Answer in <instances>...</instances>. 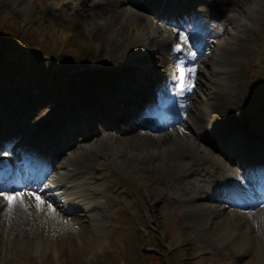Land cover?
Wrapping results in <instances>:
<instances>
[{
	"label": "bare ground",
	"instance_id": "1",
	"mask_svg": "<svg viewBox=\"0 0 264 264\" xmlns=\"http://www.w3.org/2000/svg\"><path fill=\"white\" fill-rule=\"evenodd\" d=\"M89 1L91 0L85 2ZM124 1L132 6L133 11L124 9L121 10V15H118L115 7L109 5V0L100 1L97 9L102 10L103 16H109L105 23L107 31L112 23L117 22L118 30L107 32V39L104 40L109 58L97 61L95 68L83 72L79 79L76 78L78 79L77 85L68 87L65 95L68 99L67 106L56 105L51 109V114L54 111H60L64 115L62 120L66 123L63 126L56 125L62 128V137L66 139L65 146L71 142L66 136H73L75 133L80 136L79 142L86 144L90 141L88 135L93 134V131L88 132L82 128L80 122L73 121L77 117L73 112V107L77 101H86L91 105L94 103L95 106L90 112L96 110L100 115L108 117V126L113 127L119 122H125L120 125L119 133L105 134L104 139L97 146L102 149L101 153H103L105 149L108 150L110 140L112 144L118 145V148H115L113 157L105 154L103 158L91 161V153L85 151L89 146L80 147L82 151L77 158L72 153L60 162L58 170L64 169L67 173L65 175L63 173L60 180H54L50 189L63 191L60 198L65 199L64 212L68 211L72 219L81 221L87 227H90L91 223L98 226L96 225L98 217H103L101 215L102 205L91 194L85 193L84 189H91L102 196L111 198V196L118 195V189L122 184L121 179L116 176L115 169L109 171L106 167H102V162L120 167L130 177L138 172L150 187L156 190L164 204H171V202L177 204L179 207L175 208V212L181 209L179 211L184 215L195 218L192 224L196 230L198 229L203 240L211 238L213 241H222L224 247L238 246L240 249L237 252L238 256L250 257L244 264H255V250L258 242L253 235V231H256L254 217L264 219V162H262L264 122H259L257 117H251L252 128L247 131H241L239 128L240 120L246 116L243 100L240 98L239 83L242 84L244 77L243 66L251 62L256 52V45L252 42L247 25L239 27L236 24V27H239L237 30L231 25L235 32H229V19L222 15V10L216 14L217 12H212L213 8H208V10L203 9L195 21H191L190 25L193 27H188L192 29L189 34L182 27L189 15L191 2L185 5L186 0H170V2L163 0L160 2L161 8H158L156 0L148 4L137 0H117L118 3ZM230 2L237 5V0H230ZM219 3L223 8V2L219 1ZM226 4L233 8L229 1ZM256 4L257 2H254L253 6ZM194 6L193 4L192 7ZM221 15L223 19L215 20ZM159 18L165 20L168 29L156 24L155 20ZM173 25L177 29L175 32L170 28ZM179 32L185 34V40L179 39ZM222 36L224 37L220 39ZM97 37L99 38L98 35ZM187 41H194V50L187 49ZM176 44L181 45V51L175 50L174 45ZM132 46H137L135 51L130 54L126 53L121 59L116 60V57H120L126 49ZM192 52L195 53L194 59L187 55ZM166 56L178 58L176 59L177 64L180 67L185 66L186 72L192 68L191 61L195 62V68H192L194 71L186 75L188 78L184 76L183 80L181 78L175 82L171 80L167 90L165 89L166 78L170 77L174 65L165 62ZM149 61L150 64H147L143 70L133 66L138 62L146 64ZM180 61L183 63H178ZM166 71L170 72V75L165 76ZM195 75L200 78L197 79ZM132 77H136V80H132ZM189 82L193 85L191 88L188 87ZM78 88L79 92L76 91L77 94H73V91L75 92ZM113 90L114 95L111 99L123 100L122 105L116 106L118 113L114 115L110 112L111 109L102 111L99 100L94 102L92 98V96L103 97L104 95L101 94ZM152 90L161 94V111L166 110V113L165 104H168L173 92L183 94L184 99L182 98L177 109L184 110L187 120L182 117L180 111L175 114L172 111L176 124L173 125L171 113L168 114L170 122L164 120L159 114L158 119L156 115L154 116L156 121L150 120V131L142 130L144 124L136 119L139 117L136 106L137 104L150 106L148 101L151 96L147 97ZM199 93L203 95L202 100L191 108L193 100L199 98ZM185 100H192V103L188 102L185 105ZM45 106L47 107V101L42 100L40 107ZM31 107L28 103V113L18 112V122L27 123L30 115L28 109ZM10 108L14 110V107ZM144 111L140 110L141 117ZM51 121H56V119L50 115L39 123L28 124L36 131L44 132L46 136L41 137L33 133L27 135L24 143L18 146V151L22 153L15 155L17 157L27 156L35 150V146L38 148L37 143L50 139V132L54 131L50 126ZM203 122L208 127H203L201 125ZM190 126L198 128L199 131L195 132L196 136L188 133ZM4 130L8 129L5 126L0 129L2 140L5 138ZM24 131L25 129L22 128L18 132ZM8 132L16 133L17 129L10 127ZM231 134L241 140L237 142V147H233L232 141L229 140ZM21 135L24 136L22 133ZM62 147L64 146L58 149L54 158L57 159L62 154H59ZM10 152L4 150L2 154ZM35 155L39 157L41 155L42 160L46 159V150H42L40 154L37 152ZM70 157L75 160L71 162L68 159ZM240 157L245 159L242 160ZM237 160L240 161L238 170H231V165ZM0 162L4 163L5 159H0ZM23 163L19 160L17 162L18 166ZM80 166L88 167L91 175L99 176V178H95L96 180L92 182L91 177L83 178L79 177L76 172L73 173L76 171L74 167ZM104 173H108L112 183L109 187L100 189ZM9 176L0 174V180ZM45 176L47 177V174ZM70 179H76V181L68 187L69 185L66 184ZM29 180L28 176L23 177L22 184L34 193L38 190L40 181L31 180L33 183H29ZM245 183L254 186L263 185L260 189L255 188L256 193L253 192V195L256 194L257 197H252L251 191L247 192L248 189L243 187ZM0 186L10 194L15 191L13 186L6 184H0ZM139 186L141 188L142 185ZM56 198L54 197L52 201ZM34 199L35 197L28 193L9 203L3 196H0V218L6 217L11 221L14 226L13 230L21 229L24 225L31 228L32 225H36L41 235L47 237L59 226L58 217L55 215L56 210L48 204L38 205ZM246 199L249 201L247 202ZM218 202H223L224 205ZM2 204L5 206L4 209H2ZM81 205H86V208H82V212L85 213L80 215L77 212L81 210ZM233 206H239L241 212L225 210ZM33 210H35V215L30 222L29 217L31 218ZM93 213L96 214L93 215ZM215 231L220 233H215ZM1 237L4 235L0 231V241Z\"/></svg>",
	"mask_w": 264,
	"mask_h": 264
},
{
	"label": "rangeland",
	"instance_id": "2",
	"mask_svg": "<svg viewBox=\"0 0 264 264\" xmlns=\"http://www.w3.org/2000/svg\"><path fill=\"white\" fill-rule=\"evenodd\" d=\"M85 1L0 0V37L7 40L6 43L0 44V129L5 126L8 129L5 130L6 134L10 127L17 129L16 133L9 135L4 133L8 139L23 141L31 133L41 137L46 136L44 132L36 131L28 124L39 123L50 115L56 119L50 123L54 130L50 132L51 137L58 135L59 130H62L58 125H64L66 121L62 120L61 115H57L60 111L51 114V109L56 105L67 106L68 99L65 95L68 87L77 85L82 73L95 68L97 61L109 58L104 40L107 39V32L118 30L117 22L112 23L107 31L105 23L109 16H103L102 10L97 9L101 0H91L88 3ZM137 1L145 4L144 0ZM219 1L223 2V8ZM227 1L233 8L226 4ZM190 2V5L194 3L195 6H189V11L193 10L195 14H200L203 9L208 10V8H213L212 12H217L216 14L222 10V15L229 19V32H235L231 25L235 26L236 30L247 25L252 42L256 45L253 59L243 66L244 77L242 84L239 83L240 98L243 100L246 113L239 122V128L242 129L241 124L246 122L247 127L243 130L247 131L252 128L251 117H257L259 122H264V117H260L264 116V0H237V5H233L230 0H186L187 4ZM254 2H257L256 6H253ZM109 5L117 9L118 15H121V10L124 9L133 11L132 6L125 1L118 3L117 0H109ZM222 15L215 20L223 19ZM246 18L251 20L248 21ZM155 22L158 26L168 28L161 20L156 19ZM189 22H191L190 18L184 26L187 33L191 32L188 29ZM236 24L239 27H236ZM136 47L126 49L120 57H116V60L121 59L126 53H132ZM187 47L194 50L192 42H189ZM21 57L28 58L21 61ZM133 66L143 70L141 63H135ZM136 77H132V80L135 81ZM76 91L79 92V88L75 89L73 94H77ZM150 96L153 99L154 95ZM200 97L203 98L202 93H199V98L194 99L191 108L202 100ZM42 100L47 101V107H40ZM28 103L32 107L28 109L30 115L27 123L18 122V112L28 113ZM154 103L153 109L157 108V101ZM103 104H101L102 111L112 108ZM94 105L82 101L74 104L73 111L75 110L79 115L86 114L88 127L94 129V132L88 135L90 141L86 144L76 141L77 137L73 138L59 160L49 166L47 173H51L50 177H56L55 181L60 180L63 173L64 175L67 173L64 169L58 170L60 162L72 153L77 158L82 151L79 148L82 146H89L85 151L91 153V161L103 158L105 154L114 156L118 145L112 144V141H108V150L105 149L103 153L97 146L104 139L105 134H116L120 126L118 124L117 127L108 126L105 116L100 115L96 110L90 112ZM10 107H14V110ZM201 125L208 127L205 122ZM22 128L25 131L18 132ZM142 130L150 131L146 126ZM196 130L197 127L190 126L188 133L194 136ZM229 138L234 146L241 141L233 134ZM8 139L0 142V152L7 148L5 143L9 141ZM41 144L42 147H46L51 145V142ZM262 156L264 162V154ZM68 159L71 162L75 160L71 157ZM101 165L109 171L115 169L116 176L121 179L122 184L118 189V195L111 198L91 189H84L85 193L91 194L102 205L103 217H98L96 223L98 226L91 223L92 225L87 227L81 221L72 219L68 211H66L68 213L64 212L65 199H61L59 195L63 191H46L53 178H44L35 194L41 197L43 203L40 204L54 207L59 226L45 237L41 235L36 225H32V228L24 225L21 229L13 230L11 221L6 217L0 218V231L4 235L1 237L2 242L0 241L2 244L0 264H244L250 259L237 255L240 250L238 246L224 247L222 241H213L211 238L203 240L198 229L196 230L192 224L195 218L184 215L179 211L181 209L175 212V208L179 207L177 204L172 202L164 204L156 190L150 187L140 173L135 172L130 177L120 167L112 166L105 161ZM74 168L76 171L73 173L76 172L79 177H91L92 182L99 178L91 175L88 167ZM236 169H238L237 161L231 165V170ZM52 171L58 172L55 175ZM74 181L76 179H70L66 185L70 187ZM111 183L112 179L108 177V173H104L100 189L109 187ZM139 185H142L141 188ZM262 186V184L257 186L244 184L247 189H260ZM15 193H21L22 196L29 191ZM51 196L57 197V201H52ZM218 203L224 205L223 202ZM2 206L4 209L5 206L3 204ZM85 206L81 205V210L77 213L81 215ZM225 210L241 212L237 206L227 207ZM34 212L35 210L31 218L29 217L30 222L35 215ZM254 222L256 231H253V235L258 242L255 264H264V219L254 217ZM215 233L220 232L215 231ZM159 252L162 253L160 260Z\"/></svg>",
	"mask_w": 264,
	"mask_h": 264
},
{
	"label": "snow or ice",
	"instance_id": "3",
	"mask_svg": "<svg viewBox=\"0 0 264 264\" xmlns=\"http://www.w3.org/2000/svg\"><path fill=\"white\" fill-rule=\"evenodd\" d=\"M173 31H176V29H173ZM178 36H179V39H180L181 41H183V40L186 39V38H185V34H184L183 32H179V33H178ZM174 48H175L176 51H181V50H182L180 44H176V45H174ZM187 55H189L190 58H193V59L195 58V53H194V52H192V53H187ZM178 63H183V62L180 61V62H178ZM178 70H179V72H180V78H181V79H184V72H185V69L182 68V67H179ZM187 71H188V72H193L194 69L189 68ZM192 86H193V85L189 82V83H188V87L191 88ZM32 195L35 197V199H36L38 205H39L40 203H43V201L41 200V197H40L39 195H37V194H35V193H33ZM0 196H3L4 199H6L9 203H11V202L13 201V199L20 197V196H21V193H11V194H9V193H0ZM49 207H51V206L49 205Z\"/></svg>",
	"mask_w": 264,
	"mask_h": 264
},
{
	"label": "trees",
	"instance_id": "4",
	"mask_svg": "<svg viewBox=\"0 0 264 264\" xmlns=\"http://www.w3.org/2000/svg\"><path fill=\"white\" fill-rule=\"evenodd\" d=\"M7 42V40H5V39H3L2 37H0V44H2V43H6ZM25 59H27V58H25V57H21L20 58V60L21 61H23V60H25ZM166 252V251H165ZM160 253V252H159ZM161 255H162V253H160L158 256H159V260L161 259Z\"/></svg>",
	"mask_w": 264,
	"mask_h": 264
}]
</instances>
